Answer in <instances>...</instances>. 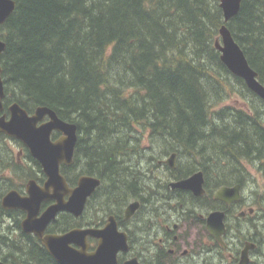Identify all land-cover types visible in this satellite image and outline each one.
<instances>
[{"label":"trees","instance_id":"obj_1","mask_svg":"<svg viewBox=\"0 0 264 264\" xmlns=\"http://www.w3.org/2000/svg\"><path fill=\"white\" fill-rule=\"evenodd\" d=\"M15 1L0 26L5 99L77 124L75 162L104 179L105 201L152 191V167L128 164L143 151L176 152L177 177L202 170L210 188L245 184L244 162L264 173V100L221 60L219 0ZM227 25L264 84V0ZM232 90L246 109L223 105Z\"/></svg>","mask_w":264,"mask_h":264},{"label":"flooded vegetation","instance_id":"obj_2","mask_svg":"<svg viewBox=\"0 0 264 264\" xmlns=\"http://www.w3.org/2000/svg\"><path fill=\"white\" fill-rule=\"evenodd\" d=\"M14 102L16 101L8 103L4 97L0 119L5 117L9 120V106ZM22 108L29 115H33L37 109L24 106ZM49 119V115H45L37 125ZM63 135L64 132L54 129L51 139L56 141ZM78 135L77 132L74 159L81 143ZM165 158L166 156L157 160L155 165L159 168L149 170L150 174L143 175L148 182L152 176L156 177L154 184L150 182L151 192L149 187H146L142 189L141 194H130L116 202L105 201L109 190L103 185L104 179L100 175L86 173L80 166L83 165L82 161L74 160L72 164L62 162L60 173L68 187H77L84 175L96 176L101 183L88 196L79 214L67 209L58 210L55 217L42 229V235H63L72 229L100 230L114 221L117 228L111 233L109 240L118 248L115 264H264L261 255L264 244V230L261 231V226L264 227V214L252 201L246 200L242 192L244 183L221 184L210 188L204 173V187L207 191L196 195L191 190L172 186L173 181L191 174L177 177L176 167H169ZM159 171L163 175L158 178ZM48 181L47 171L33 156L30 147L22 139L0 130L1 264H61L53 257L37 231L24 229L28 210L4 205V197L11 191L17 192L21 197L30 195L28 189L32 192H38V189L42 193L46 192L45 195L40 194L41 200L35 212L33 208L37 203L32 206L33 219L37 222L48 208L58 203L57 194L63 192L60 190L63 184L60 188L57 185H49ZM237 184L241 185L240 199L227 202L216 198V191L221 186L231 187ZM69 197V193L64 192L62 198L67 201ZM191 199L196 202L190 201ZM181 200H186L188 204ZM134 202H138V205L133 213L128 215L127 209ZM214 211L224 213V232L220 237L215 235L208 225V216ZM86 242L87 251L92 252L99 246L100 239L88 235ZM249 244L255 246L248 248L247 257L244 258V251ZM11 245L13 248L9 247ZM70 245L76 249L81 248L74 242ZM243 261L245 263H242Z\"/></svg>","mask_w":264,"mask_h":264},{"label":"water","instance_id":"obj_3","mask_svg":"<svg viewBox=\"0 0 264 264\" xmlns=\"http://www.w3.org/2000/svg\"><path fill=\"white\" fill-rule=\"evenodd\" d=\"M243 0H220V7L223 11L224 22L221 25L219 32L220 38L215 42L216 48L220 51L221 60L228 69L235 75L241 77L247 87L257 96L264 100V84L259 79V74L255 68L249 63L243 48L234 38L227 23L239 13ZM16 7L15 0H0V26L4 24L9 16L14 12ZM7 43L0 37V57L5 51ZM6 96L5 81L2 76V68L0 66V109L3 108V100ZM11 116L9 120L5 117L0 119V130L11 136L22 139L31 149L34 157H36L49 176V185H56L63 192H59L57 197L58 203L47 209L37 222H34L32 215V206L37 203L33 210H37L40 202V194L42 191L32 192L28 189L30 195L21 197L17 192L11 191L4 197V205L7 207H23L28 210V218L24 221V229L26 231L35 230L48 246L53 257L61 264H115L117 262L116 252L117 247L109 240L111 233L116 230L117 224L112 221L105 228L98 229H72L63 235L43 236L42 229L46 226L49 220L55 217V214L60 209H67L70 212L79 214L83 209L84 204L89 195H91L98 185L100 179L93 175H84L80 178L79 184L75 188H70L64 182L60 173V164L66 162L72 164L74 161V149L77 141V124L74 122L62 119L57 112L49 106L40 105L37 107L33 115L22 108L18 102H14L9 106ZM45 115H49L50 119L41 125H37ZM54 129L64 132V135L56 141L51 139V134ZM176 152H173L167 159V163L171 167H175ZM62 181V182H61ZM205 177L202 170L194 174L173 181L172 186L180 189L191 190L196 195H202L205 192L204 188ZM240 184L235 186H222L216 191V198L227 202L240 199L241 191ZM64 192L69 193L70 197L65 201L62 197ZM46 194V192L42 193ZM138 202H134L127 209L128 215L133 213ZM224 213L214 211L208 216V225L211 231L220 237L224 232ZM38 226L39 228H36ZM41 227V228H40ZM97 236L100 239L99 246L95 251H87L88 243L87 236ZM74 242L81 246L80 249L72 247L70 244ZM244 251V258L247 257L249 247ZM242 263H245L243 261ZM1 264V263H0Z\"/></svg>","mask_w":264,"mask_h":264},{"label":"rangeland","instance_id":"obj_4","mask_svg":"<svg viewBox=\"0 0 264 264\" xmlns=\"http://www.w3.org/2000/svg\"><path fill=\"white\" fill-rule=\"evenodd\" d=\"M234 84L236 83L233 81ZM228 98L225 102H223V105H231L232 107H239L246 109L248 103L237 93L236 90H232L231 94H228ZM147 138H143V144H146L148 149H151L149 144L147 143ZM148 144V145H147ZM157 149L156 146L152 148V152L156 153ZM143 151L141 155H132L128 158V164L131 166L132 169H136V167L143 166V167H152V169H156L159 167H156L155 164H157L156 159H151L149 154H144ZM160 155H158L159 157ZM170 155L166 156L165 159H168ZM178 159V158H177ZM176 159V162H177ZM186 162V160H182ZM245 170L244 173L247 175V179H245L246 183L243 187V195L245 196L246 200L252 201L253 204L259 209H264V173L260 171L257 167L258 163L256 162H244L243 163ZM151 172H148L147 169H144L141 174L142 176L145 174H150ZM154 175V174H153ZM157 177L163 175L161 171L157 173ZM156 177L153 178V176L150 178L149 182L155 183ZM144 181V180H143ZM148 181V179H146ZM261 212L264 213V210ZM264 230V227L261 226V231ZM262 261L264 260V244H262Z\"/></svg>","mask_w":264,"mask_h":264},{"label":"bare ground","instance_id":"obj_5","mask_svg":"<svg viewBox=\"0 0 264 264\" xmlns=\"http://www.w3.org/2000/svg\"><path fill=\"white\" fill-rule=\"evenodd\" d=\"M219 3H220V0H219ZM77 132H78V131H77ZM78 136H79V135H78ZM78 139H79V138H78ZM75 157H76V155H75ZM169 157H170V156H169ZM74 160H75V159H74ZM166 162H167V159H166ZM80 166H82V165H80ZM73 168H74V167H73ZM74 171H75V170H74ZM74 171H73V172H74ZM173 171H174V170H173ZM74 173H75V172H74ZM170 174H171V173H170ZM99 185H100V184H99ZM103 185H104V184H103ZM205 186H206V185H205ZM204 188H205V187H204ZM205 191H207V190L205 189ZM213 192H214V191H213ZM9 232H11V231H9ZM7 233H8V232H7ZM12 233H13V232H12ZM11 235H12V234H11ZM11 237H12V236H11ZM16 237H17V236H16ZM14 239H15V238H14ZM17 239H18V238H17ZM20 240H21V239H20ZM20 240H19V241H20ZM16 242H17V241H16ZM21 242H23V241H21ZM24 245H25V244H24ZM9 247L13 248L12 245L9 246ZM48 250H49V249H48ZM9 253H10V252H9ZM10 257H11V256H10ZM53 259H54V258H53ZM54 261H55V260H54ZM55 262H56V261H55Z\"/></svg>","mask_w":264,"mask_h":264}]
</instances>
